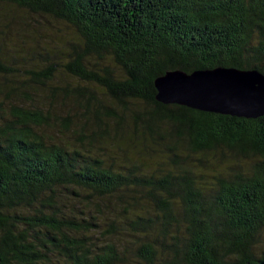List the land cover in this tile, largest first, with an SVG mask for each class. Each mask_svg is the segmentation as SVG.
Segmentation results:
<instances>
[{
	"label": "trees",
	"instance_id": "trees-1",
	"mask_svg": "<svg viewBox=\"0 0 264 264\" xmlns=\"http://www.w3.org/2000/svg\"><path fill=\"white\" fill-rule=\"evenodd\" d=\"M0 3L63 22L78 40L66 64L31 71L34 85L12 89L28 107L0 124V264L264 259V116L154 99L167 71L264 75V0ZM3 47L0 74L16 76ZM93 59L107 64L90 69ZM60 66L91 87L54 85ZM209 175L213 183L198 181Z\"/></svg>",
	"mask_w": 264,
	"mask_h": 264
},
{
	"label": "rangeland",
	"instance_id": "rangeland-1",
	"mask_svg": "<svg viewBox=\"0 0 264 264\" xmlns=\"http://www.w3.org/2000/svg\"><path fill=\"white\" fill-rule=\"evenodd\" d=\"M0 41L3 43L2 51L5 52L4 64L11 70H16V76L10 74H0V89H4V93H0V124L4 119H12V109L15 106L28 107L24 103L27 101L25 96H16L13 88L24 85L17 84L23 79L27 80V85H34L30 79L31 71H41L49 67V63H58L64 65L69 61V53L72 52V43L77 40L76 31L69 25L54 20L50 17H41L29 13L26 10L15 6L0 3ZM49 52V54L47 53ZM57 53V54H54ZM107 62H102L98 59H93L87 65L88 68L99 69ZM53 73V84L57 86H66L68 84H76L91 87L85 82L77 81L63 67H56ZM116 72L118 70L113 67ZM27 73V75H26ZM18 74V78H17ZM97 95L101 99H105L101 89H97ZM59 103L62 105V110L69 109L70 101L64 100L61 95ZM65 115V112L62 113ZM124 161V158H121ZM112 164L116 160L110 159ZM222 159H217L216 167L220 166ZM211 165V164H210ZM200 183L213 180L205 177L198 180ZM63 210V209H62ZM64 214H67V209H64ZM76 216L79 215L75 212ZM99 239L103 237L98 235ZM259 254L264 251V243L259 248Z\"/></svg>",
	"mask_w": 264,
	"mask_h": 264
},
{
	"label": "water",
	"instance_id": "water-1",
	"mask_svg": "<svg viewBox=\"0 0 264 264\" xmlns=\"http://www.w3.org/2000/svg\"><path fill=\"white\" fill-rule=\"evenodd\" d=\"M154 87V99L163 105L247 120L264 116V75L257 70L167 71L155 79Z\"/></svg>",
	"mask_w": 264,
	"mask_h": 264
}]
</instances>
